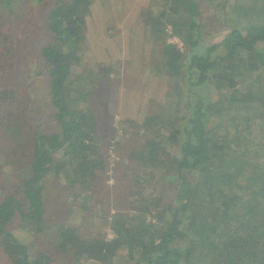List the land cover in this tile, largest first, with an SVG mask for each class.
<instances>
[{"label":"trees","instance_id":"obj_1","mask_svg":"<svg viewBox=\"0 0 264 264\" xmlns=\"http://www.w3.org/2000/svg\"><path fill=\"white\" fill-rule=\"evenodd\" d=\"M13 1L0 3L12 8ZM93 2L56 0L44 20L50 38L42 49L48 78L47 102H36L41 103L38 109L48 106L54 110L57 130L53 134L34 131L30 139L24 135L17 92L0 84V135L8 140L2 159L15 157L19 148L28 150L23 155L28 173L23 182L16 179L3 184L0 173V264H56L36 246L38 238L33 240L35 246L19 238L20 232L34 235L43 230L41 186L49 171L64 178L69 188L79 187L75 199H84L83 195L96 199L99 192L114 198L115 191L131 194L126 190L130 181L145 189L143 181L148 175L157 174L159 181L169 172L174 176L172 202L162 200L153 190H148L147 197L138 195V206L117 209L108 217L111 238H98L91 232L79 235L66 226L59 228L52 245L64 257L62 264H264V140L251 136L256 131L264 134V105H254L264 92L262 85L255 83L260 68L264 69V6L257 11L254 4L238 6L237 0H152L157 11L144 10V15L148 13L146 27L150 24L151 32L163 36V74L175 80L174 105L180 104L177 100L185 93L189 112L185 117L169 118L165 114L169 105L161 123L155 122L157 115L146 117L138 129L150 131V137L130 153L134 166L124 168L121 176H113V184L109 185L107 147L102 145V138H97V120L87 103L92 90L100 87L96 81L99 74L83 69L75 76L69 75L72 67H79L85 58L82 43L88 21H92ZM118 2L117 13L123 0ZM209 9L216 14L207 21ZM105 12L104 21L118 17ZM218 13L228 22L237 18L241 25L253 26V40L238 44L222 56L212 55L217 48L214 44L199 55L196 47L206 44L204 35L218 23ZM7 17L0 11L2 75L13 57ZM112 29L114 26L109 25L106 31ZM229 35L237 39L238 30L231 27ZM172 37L182 42L185 52L168 41ZM97 69L108 81L112 69L104 64ZM187 84L225 93L221 110L231 113L229 122H237L235 133L221 134L225 127L220 116L214 117L212 104L203 95L191 101ZM29 100L23 101L26 109ZM253 112L262 122L251 120ZM173 123L179 127H170ZM115 143L119 146L120 140ZM78 202L83 209L85 203Z\"/></svg>","mask_w":264,"mask_h":264},{"label":"rangeland","instance_id":"obj_2","mask_svg":"<svg viewBox=\"0 0 264 264\" xmlns=\"http://www.w3.org/2000/svg\"><path fill=\"white\" fill-rule=\"evenodd\" d=\"M100 1L105 2V6H101ZM100 1L94 0L92 5V21H88L86 30L88 33L82 43V53L85 58L80 62L79 67H72L69 75L75 76L83 69H92V72L99 74L96 81L100 87L92 90L90 98H87V103L97 120V122L95 121L97 138H102V145L107 147L105 151L109 157L107 159L110 171L106 173V177H109L108 184L112 185L113 176H121L124 168L134 166L129 159L130 153L136 152L144 139L150 137V131L143 132L138 129L146 117L154 118L157 115L159 118L155 122L161 123L163 112L169 105L171 108L165 113L166 116L185 117L189 111L185 106L187 104L185 102L188 101L185 93H182L177 100L180 104L177 107L174 105L175 99H177L173 94L175 80L163 74V36L151 32L150 24L149 27H146L148 13L144 15V10L151 8L153 13L157 11L156 7L152 6V0H123L122 6L119 8L121 12L118 13L116 12V7L119 6L118 0ZM237 1L240 7L254 4L257 11L264 6V0ZM13 3L12 8L5 7V4L0 3V11L6 17L10 13L5 22L8 27V39L13 44V57L10 62L5 64V74H0V84L17 92L19 102L21 101L18 113L24 129L23 134L29 139L34 131L51 135L57 130L53 119L54 110L48 106L38 109V106L47 102L48 90L42 49L49 43L50 38L44 27V20L55 6L56 0H14ZM205 9L206 6L203 10ZM105 10L106 15L109 14V16L118 14L117 19L115 17V19H105L104 21L102 12ZM212 14L215 15L216 12L211 10L206 13L205 20L208 21ZM216 16V19L218 18L220 21L217 20L218 23L211 26L208 35H204L206 44L202 48L201 46L196 47V52L199 55L204 54L205 47L214 44L217 48L212 55L222 56L238 44L242 45L248 40H253V26L241 25L237 18L228 22L227 18L219 13ZM94 21L95 25L92 24ZM109 25L114 26V29L106 31ZM231 27L238 30L237 39L230 37ZM170 39L169 42H171ZM177 46L181 52L186 51L182 42ZM100 64L112 69L108 81L100 76V71L97 69ZM156 67L159 68L158 71L155 70ZM255 80V83L261 84L264 90V69L260 68ZM208 86L212 87V84ZM246 87H248V83H246ZM87 89H89L88 86ZM187 89L190 96L193 97L191 101L199 95L206 96L213 106L214 117L220 116V121L225 127L220 131L221 134L235 133L237 122H229L228 118L231 113L221 110V100L225 93L209 88L204 90L191 88L190 84H187ZM26 98L30 99L28 109L25 108L26 104L24 103ZM36 99H39L41 103H37ZM256 104L264 105V92L260 101L254 103V105ZM250 118L253 122H262V119L256 118L254 112L251 113ZM253 124L254 128H257L256 123ZM119 126L121 127L120 131ZM174 126L179 127L177 123L170 125V127ZM124 127L125 130H123ZM114 133L116 135H113V139L110 140L109 137ZM251 136L264 140V134L260 131L254 132ZM119 140L118 146L115 142H119ZM7 143V138L1 134V183L13 182L16 179H19L18 181L21 183L28 176L26 158L23 157L28 150L24 147L19 148L15 157L3 160L2 158L7 153L5 150ZM228 145L230 146V143ZM118 147H120L119 153ZM153 176L148 175L144 179L145 189L131 185L130 181L129 188L126 190L132 191L131 194L129 192L124 194L113 189L115 191L114 198L106 192H99L96 199L86 195H83L84 199L81 197L75 199L74 195L79 192V187L69 188L67 183H64V178L55 176L52 171H49L42 180L41 186L44 210L43 230L34 235H29L26 231L19 233L16 231L17 229H14V232L16 235L19 233L20 239L31 242L29 244H34L33 240L38 238L36 246L39 245L40 249L55 259L56 264H62L65 262L64 257L52 245L57 230L62 226L74 228L79 235L91 232L98 238L108 239L112 236L109 229L110 218L108 219V217L116 214L117 209H125L129 205L138 206V195L147 197V193L153 190L156 195L160 194L162 200L164 198L169 203L172 202L174 196L173 174L169 172L162 181L157 179V174H153ZM81 191L84 190L81 189ZM102 196L105 198L102 199ZM78 199L82 201V204L85 203L83 209L80 208L82 205H79ZM147 220L155 221L150 217ZM3 242L5 249L8 250L7 242Z\"/></svg>","mask_w":264,"mask_h":264},{"label":"built area","instance_id":"obj_3","mask_svg":"<svg viewBox=\"0 0 264 264\" xmlns=\"http://www.w3.org/2000/svg\"><path fill=\"white\" fill-rule=\"evenodd\" d=\"M166 31L167 32H170L171 31L170 26H167ZM170 40H171V43H174V44L180 43L179 40L176 37H172ZM117 133H118V131H117Z\"/></svg>","mask_w":264,"mask_h":264}]
</instances>
